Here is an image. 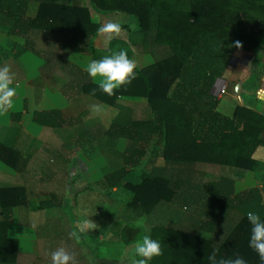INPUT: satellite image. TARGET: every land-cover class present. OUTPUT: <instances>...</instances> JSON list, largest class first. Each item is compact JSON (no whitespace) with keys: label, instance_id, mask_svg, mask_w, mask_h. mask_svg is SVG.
I'll list each match as a JSON object with an SVG mask.
<instances>
[{"label":"trees","instance_id":"16d2710c","mask_svg":"<svg viewBox=\"0 0 264 264\" xmlns=\"http://www.w3.org/2000/svg\"><path fill=\"white\" fill-rule=\"evenodd\" d=\"M31 4L37 5L34 17L26 15ZM92 12L125 17L116 22L127 29L125 37L121 29L102 32V26L92 21ZM0 15L9 24L0 32L24 38L32 52L36 40L50 39L63 56L77 51L98 60L120 51L115 45L122 44L135 63L139 56L150 57L148 65L136 64L135 78L111 96L88 73L67 63L63 70L66 95L92 99L114 111L107 128L92 119V153L106 147L115 153L118 143L126 142L123 152L114 154L121 168L104 178L107 196L121 193L124 207L138 218L158 205L176 207L177 226L160 228L153 235L161 243L162 255L150 264H209L214 249L217 259L239 255L247 264H261L248 246L247 213L264 218V184L236 192L234 181L223 172L253 171V154L264 148V115L238 105L228 117L217 107L235 54L253 57L264 45V0H88L85 4L0 0ZM130 20L137 29L128 30ZM236 42L241 47H235ZM119 99L133 103L144 99L145 105L125 106ZM72 122L57 110L33 117L36 127L58 128ZM154 139L163 143L159 150L148 149ZM154 152L163 166L152 167L140 174L139 182H131L135 172L152 164ZM205 166L224 175L205 180L201 170ZM14 195L24 198L22 189ZM11 205L2 204L0 264L12 262L16 251L17 238L8 236Z\"/></svg>","mask_w":264,"mask_h":264},{"label":"crops","instance_id":"0c3cea01","mask_svg":"<svg viewBox=\"0 0 264 264\" xmlns=\"http://www.w3.org/2000/svg\"><path fill=\"white\" fill-rule=\"evenodd\" d=\"M78 1L85 4L88 0ZM36 11L37 5L31 4L26 15L34 17ZM93 13L92 21L102 27L124 19ZM94 17H98L97 22ZM105 18L108 20L104 21ZM8 25L0 15V31ZM121 30L122 35L127 32ZM253 54L251 57L237 52L232 58L223 78L225 89L218 96L220 114L230 117L242 103L264 115V45ZM91 60L88 54L77 51L63 56L60 47L50 39L36 40L32 52L26 49L24 38L0 32V66L7 65L14 73L17 90L13 106L0 113V223L2 204L11 203L12 225L8 236L17 238L14 260L8 264H51V253L58 248L72 254L75 264H95L100 257L104 264H121L129 247L142 235L141 226H150L153 239L156 230L177 226L173 205H158L149 215L138 218L120 205L114 195L107 196L104 178L121 168L114 154L122 153L126 142L121 140L115 153L111 147L92 153V119L100 120L107 128L114 111L101 106L110 110L108 121L94 118L92 99L79 100L76 94L63 93L65 64L88 73L86 68ZM256 60L258 65L253 71L248 62ZM137 62L148 65L151 59L139 56ZM118 103L136 108L145 105L124 99ZM47 110H57L67 122H73L58 128L34 126V114ZM151 146L159 150L163 143L154 139L148 149ZM153 154L152 164L135 172L131 182H139L142 172L163 166L159 155ZM253 159L256 162L253 171L223 172L234 181L236 192L263 186L264 148H257ZM201 170L205 180L224 175L220 169L209 166ZM92 188L100 190L96 195L100 199H93L95 206ZM17 189L23 190L24 198L15 197ZM15 200L18 204H13ZM201 236L212 239L209 235ZM107 256H111L110 262Z\"/></svg>","mask_w":264,"mask_h":264},{"label":"clouds","instance_id":"9594fccd","mask_svg":"<svg viewBox=\"0 0 264 264\" xmlns=\"http://www.w3.org/2000/svg\"><path fill=\"white\" fill-rule=\"evenodd\" d=\"M120 29L119 23L109 22L101 28V31L119 33ZM235 47H241L240 43L236 42ZM136 68V63L129 58L128 53L120 50L98 60H91L86 71L91 78H98L99 89L111 96L114 90L131 83L135 78ZM16 95L14 73L7 65L0 66V113L7 112L13 106ZM247 220L251 226L248 246L258 255L261 264H264V218L256 212L249 211ZM216 251L214 249L208 256L209 264H247V261L239 255L235 258L217 259ZM134 252L139 259H134L132 264H149L153 257L162 255L161 243L158 239H153L150 233H145L135 241ZM51 264H75V258L63 248H58L51 253Z\"/></svg>","mask_w":264,"mask_h":264},{"label":"rangeland","instance_id":"374dc122","mask_svg":"<svg viewBox=\"0 0 264 264\" xmlns=\"http://www.w3.org/2000/svg\"><path fill=\"white\" fill-rule=\"evenodd\" d=\"M93 15H95V13H93ZM99 15V14H98ZM125 18V17H124ZM97 20H98V17H94V21H96L97 22ZM108 19L107 18H105L104 19V21H107ZM111 20V19H110ZM131 22H130V24H129V26H130V28L131 29H137V26H136V24H135V22L133 21V20H130ZM124 37H125V35H124ZM132 36H129V38L130 39H132L131 38ZM115 47H118L120 50H125L126 52L129 50V48H128V46H124V45H122V44H116L115 45ZM102 48H101V52H102ZM248 65L251 67V69L253 70V71H255L256 70V65H258V61L256 60L255 62H253V61H250V62H248ZM67 91V89H65V90H63V93H65ZM140 102L141 103H145V100L143 99V100H140ZM123 103V102H122ZM125 104H127V103H125ZM129 104V103H128ZM241 106H243V104L241 103ZM109 115H110V110H104V108H102L101 107V104H99V103H92V116L94 117V118H100L101 120H106V121H108V118H109ZM211 169V168H210ZM211 171V170H210ZM211 174H213V175H216V173L217 172H213V171H211L210 172ZM98 191H100V190H96L95 188H92V203H93V199H95V197L96 198H99L98 196H96V195H98L99 193H98ZM122 197H124L121 193H118V194H116V195H114V198L116 199V200H119L120 202H119V204L120 205H123V201H121L122 200ZM100 199V198H99ZM96 200V199H95ZM94 205H92V206H95V203H93ZM99 207V204H96V209ZM94 209V208H93ZM92 209V210H93ZM102 210H103V208H101ZM106 209V208H105ZM100 211V210H99ZM93 212V211H92ZM105 212V210H103V213ZM166 219H168V218H166ZM163 220H165V219H163ZM188 227L189 226H187L186 228L188 229ZM141 231H142V235L143 234H145V233H150L151 234V231H150V226L149 225H147V224H145L144 226H141ZM141 235V236H142ZM221 241V238H220V240L219 241H215V243L216 244H219V242ZM96 255V254H95ZM100 255V254H99ZM96 257H98L97 255H96ZM108 258H107V261L108 262H110V258H111V256L109 257V256H107ZM93 259V258H92ZM97 259H100L99 261H97V263H95V264H104V261H102V258L100 257V258H96V260ZM134 259H139V257H137V256H135V252H134V245H131L130 247H129V249H128V256H126V258H125V260L124 261H122L121 262V264H132V261L134 260ZM154 259H155V261L158 259V257H153V259L149 262V264L150 263H152L153 261H154ZM154 261V262H155ZM93 264V263H92ZM109 264V263H108ZM113 264V263H112ZM154 264V263H153ZM156 264V263H155ZM160 264V263H159Z\"/></svg>","mask_w":264,"mask_h":264}]
</instances>
